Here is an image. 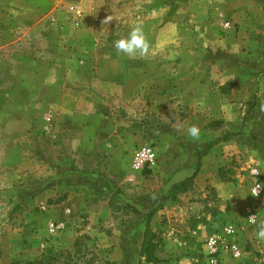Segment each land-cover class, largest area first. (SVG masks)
<instances>
[{
  "label": "rangeland",
  "instance_id": "obj_1",
  "mask_svg": "<svg viewBox=\"0 0 264 264\" xmlns=\"http://www.w3.org/2000/svg\"><path fill=\"white\" fill-rule=\"evenodd\" d=\"M261 103L264 0H0V264H207L225 225L264 264Z\"/></svg>",
  "mask_w": 264,
  "mask_h": 264
},
{
  "label": "built area",
  "instance_id": "obj_2",
  "mask_svg": "<svg viewBox=\"0 0 264 264\" xmlns=\"http://www.w3.org/2000/svg\"><path fill=\"white\" fill-rule=\"evenodd\" d=\"M224 27L231 28V23L225 22ZM156 161L157 152L155 149L149 144H143L133 150L130 165L134 171L141 172L155 166ZM261 177L257 170L251 171L253 179L251 193L254 188L259 190V196H254L255 198L264 195V184ZM204 243L207 264H242L243 254L236 243L234 231L230 225L223 226L219 235L207 237ZM225 257L227 258L226 262Z\"/></svg>",
  "mask_w": 264,
  "mask_h": 264
},
{
  "label": "clouds",
  "instance_id": "obj_3",
  "mask_svg": "<svg viewBox=\"0 0 264 264\" xmlns=\"http://www.w3.org/2000/svg\"><path fill=\"white\" fill-rule=\"evenodd\" d=\"M115 17L108 15L102 23L105 25L109 24ZM114 48L120 54L129 58H146L149 55L150 44L145 35L143 24L137 22L129 32L127 37L120 38L114 42ZM259 110L264 112V103H261ZM183 129V125L180 126ZM187 135L193 140L197 141L200 139V129L196 125H191L187 129ZM253 196H259V190H252ZM251 223H256L255 215L248 217ZM257 239L264 241V221L257 225V231L255 233Z\"/></svg>",
  "mask_w": 264,
  "mask_h": 264
},
{
  "label": "trees",
  "instance_id": "obj_4",
  "mask_svg": "<svg viewBox=\"0 0 264 264\" xmlns=\"http://www.w3.org/2000/svg\"><path fill=\"white\" fill-rule=\"evenodd\" d=\"M205 128L208 129V126H206ZM206 152H207V150L205 149L203 151V154L206 153ZM195 176H196V171L188 179H186L184 182H182L181 184H179L178 187H180L181 185H189L194 180ZM144 250H145L144 249V244L142 243L141 252L143 253Z\"/></svg>",
  "mask_w": 264,
  "mask_h": 264
}]
</instances>
